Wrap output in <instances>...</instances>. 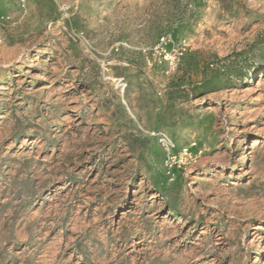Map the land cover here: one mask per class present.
I'll use <instances>...</instances> for the list:
<instances>
[{
  "label": "rangeland",
  "instance_id": "1",
  "mask_svg": "<svg viewBox=\"0 0 264 264\" xmlns=\"http://www.w3.org/2000/svg\"><path fill=\"white\" fill-rule=\"evenodd\" d=\"M0 264H264V0H0Z\"/></svg>",
  "mask_w": 264,
  "mask_h": 264
},
{
  "label": "built area",
  "instance_id": "2",
  "mask_svg": "<svg viewBox=\"0 0 264 264\" xmlns=\"http://www.w3.org/2000/svg\"><path fill=\"white\" fill-rule=\"evenodd\" d=\"M168 43L167 39L165 37H161L159 41L153 45L150 51H159V49L166 46ZM147 52V50H146ZM165 56L163 57L164 61L167 62V64L170 66V69L172 67H175L177 63V57L176 55H172L171 53L165 52ZM176 62V63H175ZM158 143L164 148V150L167 152L168 159H170L171 156V149L173 147L171 141L165 136V135H158L157 136Z\"/></svg>",
  "mask_w": 264,
  "mask_h": 264
},
{
  "label": "bare ground",
  "instance_id": "3",
  "mask_svg": "<svg viewBox=\"0 0 264 264\" xmlns=\"http://www.w3.org/2000/svg\"><path fill=\"white\" fill-rule=\"evenodd\" d=\"M172 68H173V67H172ZM172 68H171V69H172Z\"/></svg>",
  "mask_w": 264,
  "mask_h": 264
}]
</instances>
